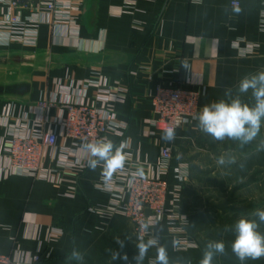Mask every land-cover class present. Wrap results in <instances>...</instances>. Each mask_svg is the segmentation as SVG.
<instances>
[{
	"label": "crops",
	"instance_id": "obj_1",
	"mask_svg": "<svg viewBox=\"0 0 264 264\" xmlns=\"http://www.w3.org/2000/svg\"><path fill=\"white\" fill-rule=\"evenodd\" d=\"M234 2L242 9L238 15L231 10ZM263 14L264 0H60L55 12L37 7L36 29L0 25V252L20 260L39 254V264H135L136 245L143 240L115 211L127 190L121 179L138 168L158 176L161 151L168 146L172 169L189 168L178 195L173 171L167 175V216L158 233L170 264H199L213 240H222L226 251L212 264H241L231 250V228L240 217L253 219L251 213L264 209V149L258 150L264 125L243 147L214 140L197 120L166 141L154 126L152 98L160 82L202 90L200 111L227 100L226 89L238 95L242 78L264 71ZM20 15L28 20V13ZM239 95L254 104L250 92ZM43 100L56 107L42 110ZM65 102L96 104L116 114L107 139L123 145L128 160L111 180L102 166L88 167L84 142L61 136L55 122ZM23 117L32 134H60L43 159L51 180L4 170L7 127ZM226 154L236 156L237 164L219 165ZM259 231L264 233V224ZM186 241L194 245L178 250ZM73 249L84 254L83 261L68 259ZM114 252L128 260H113ZM156 254L150 248L143 264ZM243 264H264V257Z\"/></svg>",
	"mask_w": 264,
	"mask_h": 264
},
{
	"label": "built area",
	"instance_id": "obj_2",
	"mask_svg": "<svg viewBox=\"0 0 264 264\" xmlns=\"http://www.w3.org/2000/svg\"><path fill=\"white\" fill-rule=\"evenodd\" d=\"M60 0H0V25L11 28L22 24L29 29H36L38 22L33 20L37 7L44 6L47 10L55 12ZM239 6L238 2H234ZM29 14L24 21L20 13ZM264 25V14L262 18ZM203 92L199 88H190L183 85H169L160 82L156 85L152 103L154 107V126L164 132L168 127H173L175 132L183 126L196 121L194 117L200 112V100ZM56 102L43 100L38 103L42 110L56 107ZM116 114L110 109L101 108L96 104L84 102H65L62 114L57 119L61 136L75 142H95L107 138L115 129ZM40 121L46 123L47 118ZM29 118L23 117L16 123L7 127V162L4 170L18 172L21 175L35 180L48 181L52 178V169L44 165L45 150L55 147L59 133L45 131L32 134ZM64 156V155H63ZM171 147H164L161 151L158 163V176L143 173L136 175V171L125 173L121 179L127 186L125 200L115 207V211L129 220L140 239L147 241L157 238L159 245L162 243L158 228L167 216V203L170 194V184L167 175L173 171L179 185L175 187L178 195L182 183L189 178V168L186 164H180L172 169ZM181 184V185H180ZM177 198V197H176ZM181 226H174L176 231L182 230L185 220H181ZM144 225H148L145 229ZM194 245L191 241L179 245L178 250L185 251ZM41 256L34 255L29 260H20L10 254L0 252V264H39Z\"/></svg>",
	"mask_w": 264,
	"mask_h": 264
},
{
	"label": "clouds",
	"instance_id": "obj_3",
	"mask_svg": "<svg viewBox=\"0 0 264 264\" xmlns=\"http://www.w3.org/2000/svg\"><path fill=\"white\" fill-rule=\"evenodd\" d=\"M192 2L201 4L203 0H192ZM231 10L237 15L242 11L239 6H234ZM183 67L187 69L186 64ZM237 92L238 95L233 97L232 89H226L227 100L221 99L205 104L194 119L198 121L197 127L214 140L229 139L239 142V145L243 147L257 138L262 125H264V71L242 78L238 84ZM249 92L254 99V104L251 105L242 102L239 95ZM162 138L166 141L174 140V128L168 127L164 130ZM82 148L90 157L87 161L88 167L95 170L98 166H102L106 180H111L113 174L123 170L128 160V156L123 152V145L116 146L107 138L95 142L85 141ZM261 149H264V139H261L259 143L258 150ZM217 163L221 166H231L237 164V158L232 154H226L220 156ZM239 167L243 170L245 164L240 163ZM136 175L142 176L143 169L138 168ZM251 216L255 218L240 217L231 228L234 234L231 250L241 261V264L248 259L258 260L264 257V233L259 231L260 226L264 224V209L255 210ZM144 227L146 229L148 225H144ZM121 247H123L122 242ZM152 247H156L157 254L151 264H170L166 247L160 246L155 237L146 242L141 241L136 245L137 254L133 257L135 264H143L148 250ZM225 251L226 246L222 240L209 241L203 250L199 264H212L214 258L217 255H224ZM111 258L113 260H128L127 254L120 256V253L117 252H114ZM68 259L83 261L84 254L73 249Z\"/></svg>",
	"mask_w": 264,
	"mask_h": 264
}]
</instances>
